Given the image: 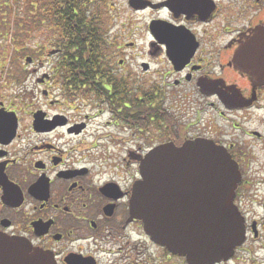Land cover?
Here are the masks:
<instances>
[{
    "label": "flooded vegetation",
    "instance_id": "af4514ba",
    "mask_svg": "<svg viewBox=\"0 0 264 264\" xmlns=\"http://www.w3.org/2000/svg\"><path fill=\"white\" fill-rule=\"evenodd\" d=\"M86 6L106 49L84 61L93 67H76L48 25L44 52L43 22L29 16L11 37L16 47L0 44V264H264V0ZM100 127L98 139L121 151L97 140L75 147L73 137ZM194 139L225 148L242 175L234 203L244 240L212 262L158 244L132 213L145 154ZM252 162L261 175H251Z\"/></svg>",
    "mask_w": 264,
    "mask_h": 264
},
{
    "label": "water",
    "instance_id": "95a60500",
    "mask_svg": "<svg viewBox=\"0 0 264 264\" xmlns=\"http://www.w3.org/2000/svg\"><path fill=\"white\" fill-rule=\"evenodd\" d=\"M139 172L132 213L155 242L190 262L229 258L243 242L234 204L241 173L225 148L204 139L163 144L140 160Z\"/></svg>",
    "mask_w": 264,
    "mask_h": 264
},
{
    "label": "trees",
    "instance_id": "16d2710c",
    "mask_svg": "<svg viewBox=\"0 0 264 264\" xmlns=\"http://www.w3.org/2000/svg\"><path fill=\"white\" fill-rule=\"evenodd\" d=\"M30 5L33 11L39 6L43 24L44 21H49L48 26L52 30L57 28L58 33L54 34L55 44L64 53L73 54L75 58L79 59L76 67H93L92 64L84 63V61L94 62V57L98 56L97 53L106 49L105 44L99 41L98 37L100 35L99 18L90 8H87L86 0H32ZM33 11L31 12L33 13ZM38 13L39 11H37ZM37 17L38 15L34 14L32 18L36 19ZM51 21H57V24L50 25ZM72 24L73 27H71ZM48 26L47 31L50 32ZM85 26L88 28L86 29ZM84 77L85 73L83 72L75 74V79H79L80 82Z\"/></svg>",
    "mask_w": 264,
    "mask_h": 264
},
{
    "label": "rangeland",
    "instance_id": "374dc122",
    "mask_svg": "<svg viewBox=\"0 0 264 264\" xmlns=\"http://www.w3.org/2000/svg\"><path fill=\"white\" fill-rule=\"evenodd\" d=\"M31 2H32V0H18V1H16V0H0V14H1V12H3V8H8L6 10L7 15L5 17L0 15V31L3 32V34H4V32H6V36H7V39L1 40L0 44L3 43L2 46L5 47L6 51H10V50H12L13 46H15V47L17 46L15 44L16 41H13L11 39V37L12 36L14 37V34H18L17 24H18V22H20V20H24L28 16L32 18L34 16V14L38 15L37 19L39 17H40V19H42V16L40 14V8H39L40 3L38 6V9L33 11L32 7L30 5ZM31 11H33V13H31ZM37 11H39L38 14H37ZM107 13L110 14L108 11H104V14L107 15ZM113 15H114V12H113ZM118 21H119V19H118ZM108 22L110 25H112L111 20L110 21L108 20ZM113 24H116V25L111 26V27H113L111 34H114L115 31H117L116 29L119 26V22L116 23L113 21ZM46 25H48V21H44L43 32L41 33V35L39 36V38L37 40L40 41V43L42 45V50L44 52L48 53L51 51L52 45H51L50 39H49L50 34L46 30ZM19 30H20V28H19ZM34 43H35V41L32 40V41L27 43V46L28 47L32 46ZM78 105L79 104H77V106ZM77 111H79V114L82 116V114L84 113L83 106H80V108L78 110H76V112ZM98 120H100V118L97 117L96 121H98ZM101 130H102V128L100 127L99 131L97 133H95V131L92 130V131H90V133L85 132V133L79 135V137L78 136L73 137L72 141H73L75 147L83 149L84 147H88L89 145L94 144L97 140V143H96V145H97L96 147H98L97 149H100L103 151H121L120 149L122 146H120L119 144L115 145V142L111 141V139H109L105 136L103 139H98V135H99V133H101ZM103 133H105V132H103ZM118 138L120 140H126L127 141L126 137L118 136ZM249 168H250V173L252 176H254L255 174L261 175L263 172V170L259 166H257L256 162L250 163ZM104 169H105V167H104Z\"/></svg>",
    "mask_w": 264,
    "mask_h": 264
}]
</instances>
